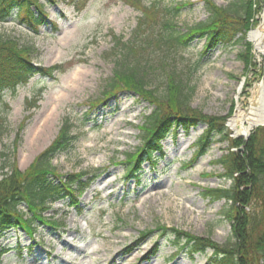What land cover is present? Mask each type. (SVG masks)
<instances>
[{"label":"rangeland","instance_id":"374dc122","mask_svg":"<svg viewBox=\"0 0 264 264\" xmlns=\"http://www.w3.org/2000/svg\"><path fill=\"white\" fill-rule=\"evenodd\" d=\"M38 1L48 20L38 32L22 25L14 10L8 21L0 22V38L34 47V65L59 68L1 93L0 177L13 161L20 170L27 168L68 118L79 139L52 164L60 174L84 171L94 179L79 198L80 211L63 201L52 206L47 216L56 221L55 228L38 225L32 235L17 227L6 232L0 238V264H205L211 251L191 260L176 252L174 235L159 227H176L219 243L231 237V222L222 216L225 201H210L202 189L230 184L219 176L223 168L215 161L231 139L242 138L231 134L227 119L236 109L238 85L242 83L240 97L247 98L255 83L264 84V53L248 40L252 59L247 64V39L237 37L208 51L199 36L186 47L170 48V68L194 87L190 107L224 120L229 134L215 135L207 153L188 168L207 124L199 121L187 131L169 133L154 163L143 162L137 181L128 177L132 171L126 159L141 147V126L153 106L133 91L108 98L102 92L112 77L116 37L131 38L140 12L125 0ZM212 1L227 6L234 0ZM160 2L163 17L157 30L162 35L168 33L162 28L167 18L176 31L184 32L208 16L203 0ZM180 2L189 4L169 17L166 9ZM148 51L160 93L162 73L154 62L160 51L155 46ZM21 208L26 212L24 204Z\"/></svg>","mask_w":264,"mask_h":264},{"label":"trees","instance_id":"16d2710c","mask_svg":"<svg viewBox=\"0 0 264 264\" xmlns=\"http://www.w3.org/2000/svg\"><path fill=\"white\" fill-rule=\"evenodd\" d=\"M125 1L138 10L140 16L131 38L125 41L122 36L116 37L113 73L102 93L104 98H108L122 90L133 91L153 106L141 126L142 145L135 153L128 155L127 164L137 172L145 158L151 159L155 152L161 150V142L171 128L182 126L187 129L204 121L207 128L198 140L192 159L194 162L205 154L214 142L215 135L226 138L229 133L225 130L224 120L190 107L194 87L186 86L178 72L170 68V48L186 47L198 36L205 38L204 51L214 48L218 43L244 40L247 31L258 24L264 0H234L227 6L203 0L208 15L205 21L180 32L174 29L175 25L167 18L162 22V28L168 31L165 35L157 30L163 17L160 0ZM188 4L177 3L166 9V13L174 17ZM14 9H17V16L22 23L34 32L46 23L47 13L38 0H0V21H6ZM246 44L245 62L249 64L252 59L250 42ZM150 46L160 51L154 61L162 73L160 93L151 68ZM33 49L32 46L20 45L15 39L0 38V93L7 88L13 89L31 76L49 75L59 68L34 65L31 58ZM3 121V117L0 118V125ZM78 138L73 134V124L65 118L55 139L35 156L26 169L20 170L14 161L8 165V170L0 177V236L13 227L32 233L33 227L38 224L56 225L55 221L47 219L46 213L57 201L68 200L69 206L77 207L78 197L89 187L92 179L84 180V171L60 174L52 160L58 154L69 151ZM216 163L223 168L219 176L229 180L230 184L227 187L203 188L202 194L212 202L225 200L222 216L231 222V237L227 242L219 243L209 236H198L175 227L159 228L163 233L171 232L174 235L173 244L180 249H187L189 254L206 255L211 250L207 256L208 264H262L264 121L262 126L251 131L246 140L231 139V146ZM22 204L27 207L26 213L20 209Z\"/></svg>","mask_w":264,"mask_h":264},{"label":"bare ground","instance_id":"6f19581e","mask_svg":"<svg viewBox=\"0 0 264 264\" xmlns=\"http://www.w3.org/2000/svg\"><path fill=\"white\" fill-rule=\"evenodd\" d=\"M248 39L258 53H264V7L260 16V23L248 32ZM241 84L238 85V93L235 94L237 98L236 109L227 119V126L233 136H246L264 121V84L255 83L250 88V94L247 98L240 97ZM117 129L118 127L115 131Z\"/></svg>","mask_w":264,"mask_h":264}]
</instances>
